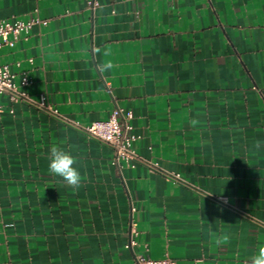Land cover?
Returning <instances> with one entry per match:
<instances>
[{
	"label": "crops",
	"instance_id": "0c3cea01",
	"mask_svg": "<svg viewBox=\"0 0 264 264\" xmlns=\"http://www.w3.org/2000/svg\"><path fill=\"white\" fill-rule=\"evenodd\" d=\"M33 15L47 23L0 64L65 118L0 97V264H250L264 243V0H0V19ZM116 108L158 169L120 173L74 124ZM53 145L77 158L79 190L49 174Z\"/></svg>",
	"mask_w": 264,
	"mask_h": 264
},
{
	"label": "built area",
	"instance_id": "2783aa9c",
	"mask_svg": "<svg viewBox=\"0 0 264 264\" xmlns=\"http://www.w3.org/2000/svg\"><path fill=\"white\" fill-rule=\"evenodd\" d=\"M89 5L94 6L93 1ZM36 23L46 24L47 21L38 15H33L27 20L23 19H0V48L3 45L13 46L15 41L21 36H26L32 26ZM33 83L28 72H13L8 65L0 64V97L5 95L12 103L25 101L36 105L38 108L59 118H65L63 114L53 104L46 101L45 97L34 100L27 91L23 89ZM133 117L132 111H123L116 108L112 111L107 120L94 121L88 125L81 126L78 122L74 124L82 128L89 136L109 144L114 151L113 163L117 165L121 173L122 167L135 168L139 163L147 164L151 169H158L156 161L145 160L138 153L135 142L139 136L134 132L130 119ZM169 177L181 180L180 173L168 172ZM213 198V197H212ZM221 202H227L226 197L214 198ZM134 241L128 246H132ZM135 264H177V260L171 257L154 259L146 254L135 256Z\"/></svg>",
	"mask_w": 264,
	"mask_h": 264
},
{
	"label": "clouds",
	"instance_id": "9594fccd",
	"mask_svg": "<svg viewBox=\"0 0 264 264\" xmlns=\"http://www.w3.org/2000/svg\"><path fill=\"white\" fill-rule=\"evenodd\" d=\"M98 53L101 52L100 49L96 50ZM104 56H108L107 51L103 52ZM113 67L110 61L104 62L100 65L102 71H107ZM200 121L198 119H192L190 125L195 127ZM262 146L261 141H256L254 143L255 148H260ZM77 158L72 155L71 151H66L64 148L53 145L50 149V157L48 164V172L54 177H60L62 183L70 186L73 190H79L82 183L86 181V177L82 176L79 169L75 166L77 165ZM228 240L227 236H222L216 239L218 245L226 243ZM250 264H264V243L257 245L255 253L250 257Z\"/></svg>",
	"mask_w": 264,
	"mask_h": 264
}]
</instances>
